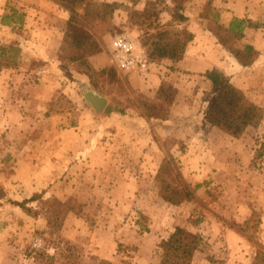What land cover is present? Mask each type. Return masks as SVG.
Instances as JSON below:
<instances>
[{
	"label": "rangeland",
	"instance_id": "374dc122",
	"mask_svg": "<svg viewBox=\"0 0 264 264\" xmlns=\"http://www.w3.org/2000/svg\"><path fill=\"white\" fill-rule=\"evenodd\" d=\"M99 1L116 9L117 30L98 37L100 54L108 55L111 40L121 34L138 40L148 54L150 34L187 29L195 36L238 16L229 8L232 0H189L188 20L179 24L169 11L171 0ZM146 7L159 13L157 20L138 16ZM68 15L61 0H0V264H159L157 246L176 226L203 237L192 264H256L264 248V157H254L264 142V118L236 139L206 126L199 113L213 98L211 85L201 75L175 73L162 78L175 105L170 128L153 121L144 133L138 120L119 118L141 114L142 102L152 97L138 89L143 79L130 81L113 65L107 68L115 69L117 82L105 76L96 79L101 91L91 85L109 99L103 114L95 115L83 93L90 78L66 59L70 44L62 35ZM38 18H56L49 29L55 53L48 67L35 58L22 64L19 40L33 35ZM156 65L157 75L176 71V63ZM184 82L192 84L184 92L185 105L196 108V117L188 118L189 107L181 102L177 83ZM251 90L244 93L255 102L256 89ZM75 100L81 114L90 112L84 116L97 120L95 138L87 118L73 128ZM164 181L178 191L188 188L193 198L178 202L182 196ZM38 194L43 200L27 203L37 215L15 204ZM68 199L77 200L81 212L64 210L61 226L49 225L56 207L43 201ZM40 252L45 256L38 258Z\"/></svg>",
	"mask_w": 264,
	"mask_h": 264
},
{
	"label": "trees",
	"instance_id": "16d2710c",
	"mask_svg": "<svg viewBox=\"0 0 264 264\" xmlns=\"http://www.w3.org/2000/svg\"><path fill=\"white\" fill-rule=\"evenodd\" d=\"M189 0H171L170 13L175 23H183L188 20L185 14L186 3ZM64 9L69 12L66 29L63 33V40L70 44V53L66 59L72 63L77 72L83 73L90 78L91 85L99 91L97 78L109 76L111 82H117V72L113 67L96 70L90 64L89 58L102 51L100 40L107 34H113L116 30L114 21L115 6L113 3L99 0H61ZM83 9L79 14L77 10ZM139 17L152 20L159 17L156 11H150L148 7L142 10ZM152 25V23H150ZM246 27L259 28V23H253L247 19L234 18L227 28L217 22L216 27H206L218 40V42L244 67L251 66L258 57L257 50L252 45L239 48L237 43L244 36ZM194 34L187 29H165L150 34L145 39L149 57L153 64H160L164 61L177 63L184 58L189 44L194 40ZM12 49V48H11ZM13 50V49H12ZM16 57V54L14 55ZM13 65H16L14 63ZM67 70V69H66ZM68 75V72H65ZM203 76L211 83L213 99L206 110L205 120L212 127L228 134L233 138H240L249 127H257L264 118V110L249 100L244 91L238 88L231 79V76L219 70H206ZM169 88L165 82L156 91L151 100H144L142 108L145 116L157 121H165L169 118L173 100L168 93ZM255 154V158L264 157V142ZM158 172L157 175L160 174ZM166 188L173 190L182 196L178 202L190 200L193 193L184 188L180 191L172 188L170 183ZM43 200V195H34L29 200L15 202L29 215H37L27 203ZM165 200L172 201L171 198ZM73 201V204L71 203ZM56 207L54 216L48 218L51 226H61V215L64 210L80 213L82 205L77 209V200L68 199L64 202L57 200L43 201ZM203 237L200 233L190 232L182 226H176L174 231L163 239L157 246L156 254L160 259L159 264H192L194 256L200 250ZM46 253L40 252L39 257ZM49 260L54 257L47 256ZM256 264H264V248L260 247L256 254Z\"/></svg>",
	"mask_w": 264,
	"mask_h": 264
},
{
	"label": "crops",
	"instance_id": "0c3cea01",
	"mask_svg": "<svg viewBox=\"0 0 264 264\" xmlns=\"http://www.w3.org/2000/svg\"><path fill=\"white\" fill-rule=\"evenodd\" d=\"M256 1L258 0H243V1L242 0L240 1L232 0L228 4L229 6L230 4L232 6L229 8H231L233 11L235 10L236 13L235 12L234 13L235 15H238L237 18H240V19L246 18L247 20L252 21L253 23L260 24L259 28L246 27L244 29L243 38L239 40L237 43V46L239 48H243L246 45H252L257 50L258 57L251 66L249 67L242 66L218 42L217 38L209 30H203V31L201 30L199 33L194 31L196 34L194 37V40L189 44L187 51L184 55V58L181 61L176 63L175 65L176 71L174 73L168 70V74L165 72L163 73L159 72L157 75L156 74L158 70L157 66L159 65L153 64L150 67L151 68L150 73H147V71L129 72V73L123 72L122 73L117 70L118 74L123 75L124 77H128L130 81L143 79L142 80L143 82L139 81L141 85L138 84V89H141V92L145 94L146 96L154 97L156 91L159 89V87L163 83V79H162L163 77L164 78L165 77L168 78V76L173 77L175 73H178V75L180 73L183 77H185L186 74H183L184 72L185 73L191 72V73H195L196 76L197 74L201 75L200 77L204 78L207 81V84L211 85V83L203 76V74L205 73L206 70L215 69V70H219L231 76L232 82L238 88L242 89L243 91H252L251 89L255 88L256 90L253 93L256 94V97H255L256 101L255 102L253 101V102L264 110V3H262V1H258V2ZM238 12L239 14H237ZM40 19L41 18L34 20L33 25L35 26L36 30L32 32L33 35L31 37L29 36L30 38L27 36L19 40V42H21L19 47L22 49L20 54L23 56L22 64H26V60L28 59L31 60L32 58H35L36 60L45 62L46 63L45 67H48L50 64L53 65L54 59L52 58V56L55 53V49H54L55 47H54V42H53V40L55 39L53 36H51L52 33L49 32V29L52 27H55L53 22L56 20V18H51L50 22L42 21L43 23H40L41 21ZM226 19L223 18L222 20L218 22L228 28L232 20L230 21V23H228ZM58 26L59 27H56V28H59L60 31L64 30V27H60V25ZM201 27H203L202 23H201ZM62 40H63V35H62ZM109 59L110 57L108 54L99 53L90 58V63L96 70H100V69H104V68H107L113 65L112 61H110L111 59L110 60ZM170 73H171V76H170ZM141 74H143L147 78L143 77V75ZM189 76H192V75L189 74ZM85 82L86 81L84 80L82 81V83H85ZM85 84H88L91 87V83H85ZM85 84H82V85L86 86ZM177 86H179L178 87L179 88L178 92H180L179 94L183 96L182 97L183 100L181 102H183V105H185L187 102V99L189 98L185 97L186 95L184 92L185 91L187 92V88L189 86H192V84H187V82H184V84L177 83ZM211 101L212 100H209L208 103L205 105V107H203V110L201 111V113H199V117L201 118V120L206 126L207 125L211 126L205 120L206 110L208 109ZM75 102L77 101L75 100ZM78 103L79 102H77V108L75 109V112H76L75 116H77V123L73 128H78V126L82 127L85 124V121H84L85 118H87L91 120V123H90L92 124L91 128H95L93 131L96 130L97 132L98 131V129L96 128L97 120L93 119L92 117L90 118V116L92 115H89L87 117L84 116L85 113L90 114V112H85V113L83 112V114H81L83 110L81 109L80 104ZM174 106L175 105L171 106L169 118L165 121H160L161 123H163L164 126L167 125L168 129L170 128V124L173 121L172 119L175 117ZM177 106H180V104ZM185 106L189 107L187 109L188 118L196 117V113H195L196 108L190 105L189 103ZM93 112L95 113L94 110ZM114 114H117V113H114ZM95 115L97 114L95 113ZM108 117H112V116L110 115V116H107V118ZM119 120H120V123L121 121L124 122V121L138 120L139 123L137 124L138 125L141 124L143 126L142 132L144 133H146L144 129L146 130L145 127L147 124L153 125V121L159 122L154 119H149L147 116H145L144 112H142L141 114L137 113V115H135L133 118H131V115H125V116L121 115ZM115 126H118L116 122H115ZM175 129H176L175 127L172 128V130H175ZM119 130H120V133H123L124 137L129 134L127 129H125L124 131H121V129ZM92 132L88 130V133H91L93 135L92 138H95L96 136L99 135V132L97 133L96 132L92 133ZM92 149L96 151L95 149H97V146L91 149L88 146V150L92 151ZM227 233L231 235L234 234L233 230H231L230 228L227 230Z\"/></svg>",
	"mask_w": 264,
	"mask_h": 264
},
{
	"label": "built area",
	"instance_id": "2783aa9c",
	"mask_svg": "<svg viewBox=\"0 0 264 264\" xmlns=\"http://www.w3.org/2000/svg\"><path fill=\"white\" fill-rule=\"evenodd\" d=\"M108 52L113 66L122 73L144 72L153 65L142 44L128 35L114 37Z\"/></svg>",
	"mask_w": 264,
	"mask_h": 264
},
{
	"label": "water",
	"instance_id": "95a60500",
	"mask_svg": "<svg viewBox=\"0 0 264 264\" xmlns=\"http://www.w3.org/2000/svg\"><path fill=\"white\" fill-rule=\"evenodd\" d=\"M85 101L92 107L97 115L105 110L109 99L92 89L88 84L83 88Z\"/></svg>",
	"mask_w": 264,
	"mask_h": 264
}]
</instances>
